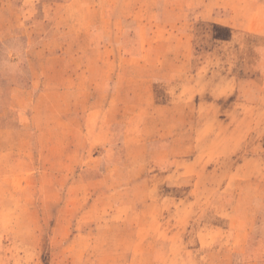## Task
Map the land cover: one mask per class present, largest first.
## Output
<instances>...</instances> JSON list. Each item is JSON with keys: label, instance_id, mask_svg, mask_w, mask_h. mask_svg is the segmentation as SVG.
Instances as JSON below:
<instances>
[{"label": "rangeland", "instance_id": "374dc122", "mask_svg": "<svg viewBox=\"0 0 264 264\" xmlns=\"http://www.w3.org/2000/svg\"><path fill=\"white\" fill-rule=\"evenodd\" d=\"M152 73L198 109L203 149L163 171L161 145L116 160L93 127ZM248 261L264 264V0H0V264Z\"/></svg>", "mask_w": 264, "mask_h": 264}, {"label": "crops", "instance_id": "0c3cea01", "mask_svg": "<svg viewBox=\"0 0 264 264\" xmlns=\"http://www.w3.org/2000/svg\"><path fill=\"white\" fill-rule=\"evenodd\" d=\"M84 55L85 54H83L82 57H84ZM119 56V52L116 50V62L119 61ZM82 57L80 56V59ZM159 57H165V54L160 55ZM158 59L160 60V58ZM161 63H165V60L162 59ZM66 74H68L69 80L73 81L77 87L70 92V95L76 96L79 93L78 87H81L80 82L84 80L87 82L89 78L88 67L85 68V70L74 72L71 75H69V73ZM104 78L105 77L103 76L100 79L103 80ZM133 79L140 81L134 99L131 97L125 98V105H122L120 110L116 112V120H105L102 124L99 123L96 126H93L96 129L102 128L112 130V137L108 139L111 140L110 148L111 152L116 154V160L123 159V156H125L124 146L126 144L132 145L140 141L143 142L142 149L145 153H147V146L152 144L161 145V148L158 151L160 154L158 158L159 160L156 161L155 164L161 165L162 171L169 167V161H175L176 165H180V162H182L181 160L186 159L184 153H191L190 155L193 153L195 154V147L198 148V153L196 154L201 153L203 149H201L202 147H200V144H197V138L195 137V134H197L198 131V109L196 110L195 106H188L185 109L186 104H176L179 102V94L178 89L174 88L172 82H170L171 76H168L167 73L161 74L160 76L152 73L149 77H134ZM155 80L161 82L160 88H156L154 83ZM172 106L173 108H170ZM166 109L167 112L165 113L159 112L160 110L166 111ZM178 112H180V114L176 116L175 113ZM177 117H181L180 120H177ZM177 122L183 124L185 128L190 127L188 129L189 132H187V134L186 132H183L182 134L172 135L169 131V127L174 123L178 124ZM152 129H156L157 131H154V133H156V135L161 134V137H165L166 141H163L162 139L157 141L149 140V131H152ZM191 129L195 132L193 133L194 138H192ZM156 135L154 134V137H157ZM214 155H216V151L214 152ZM211 157L212 156H210L209 159H211ZM147 166L146 163L141 164L138 166L137 170L142 167L147 168ZM143 175L147 176L149 174L144 173ZM259 222L260 218L257 219V226ZM242 251L244 252L243 254L248 253L245 248H243ZM249 263L250 261L247 263L243 262V264Z\"/></svg>", "mask_w": 264, "mask_h": 264}]
</instances>
